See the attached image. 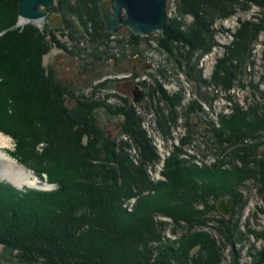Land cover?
Instances as JSON below:
<instances>
[{
	"label": "rangeland",
	"instance_id": "374dc122",
	"mask_svg": "<svg viewBox=\"0 0 264 264\" xmlns=\"http://www.w3.org/2000/svg\"><path fill=\"white\" fill-rule=\"evenodd\" d=\"M3 1L0 35L12 29L33 35L30 46L35 53L26 63L27 51L0 43V133L9 140L0 150L37 182L30 187L6 177L0 182L21 191L54 190L56 185L48 182L43 169L48 166L54 174L63 168L61 160L69 162L66 150L74 131L58 115V106L72 109L79 103H98L93 116L99 135L122 145V156L135 166L143 164L153 185L165 183L173 190L165 174L168 161L199 170L216 167L228 178L230 173L251 172L239 182H227L235 199L224 191L215 198L210 188L202 187L205 181L196 185L192 181L184 195L177 191L176 201L189 210L191 221L157 213L154 221L165 223L161 247L186 256L187 262L180 264H264V0H167L170 28L185 40L196 31L197 19H208L211 46L207 49L202 43L194 52L184 41L172 42L171 51L164 49L160 32L138 36L137 46L126 28L106 32L98 9L102 0H53L40 23H21L18 13L14 19V0ZM78 11L99 15L108 34L101 39L104 44L89 41L93 27L83 15H75ZM56 17L61 18L60 25L51 27ZM78 48L96 50L100 57L77 61ZM181 51L192 54L191 65L178 57ZM48 81L62 88L61 105L54 102L55 92L42 86ZM136 88L144 94L141 100L133 95ZM127 106L145 136V152L151 154L147 160L126 133L125 115L117 111ZM140 190L141 196L154 193L153 188ZM228 199L234 201L233 208L222 214L217 205ZM136 201L131 197L120 206L130 212ZM16 256L19 253L0 244V264H27Z\"/></svg>",
	"mask_w": 264,
	"mask_h": 264
},
{
	"label": "trees",
	"instance_id": "16d2710c",
	"mask_svg": "<svg viewBox=\"0 0 264 264\" xmlns=\"http://www.w3.org/2000/svg\"><path fill=\"white\" fill-rule=\"evenodd\" d=\"M1 1L5 3L0 0V4ZM17 4L18 0H14V19L18 13ZM80 12L75 15H83L93 27V32L88 33L89 41L104 44L101 39L108 34L103 31L99 15L96 16L98 22L95 13L79 14ZM208 27V19H197L195 21L197 32L190 31L189 39L185 40L182 35L170 28V20H167L163 31L160 32L162 35L160 46L171 51L172 42L184 41L193 52L199 50L202 43L203 45L206 43L205 47L209 49L212 36ZM3 30L0 29V32ZM197 33L205 38L198 39ZM127 34L131 43L137 46L140 37L130 32ZM31 36L33 35L14 32V29L7 30L0 35V43H6L9 47L19 45L27 51L24 55L25 62L31 63L35 53V48L30 46ZM48 51V48L43 49L41 56ZM68 53L72 54L71 51ZM74 54L77 61L97 60L100 57L96 50L94 53L81 48ZM190 54L181 51L177 55L191 65L192 54ZM39 60L40 56H38V64ZM189 71H193L192 68ZM49 81L48 84L41 85L50 92H55L56 100L55 98L53 100L60 102L61 105L59 98L63 90L59 86L55 88ZM60 107L58 106V115L64 117L70 124L69 130L74 126V131L73 134L71 133L70 150H66L69 162L61 160L63 168L54 174L49 171L48 166L43 169L48 182L56 185L55 189L21 191L9 183L0 182V244L10 252L19 253L16 257L27 264L185 263L186 256H176V252L170 246L161 247L160 231L165 223L154 221V216L161 213L172 219H179L181 215L185 222H190L191 219L187 217L190 215L189 210L176 200L180 197L179 193L186 194L185 190L190 188L192 181H196L195 185L205 181L202 187L210 188L215 198L221 196L224 191L235 199L234 189L227 184L239 182L251 175L248 170L243 176L239 172L230 173L228 178V174L219 172L216 167L199 170L168 161L169 170L165 174L173 190L165 183L153 185L145 175L143 164L135 166L127 157L122 156L124 153L122 145L99 135L93 116V111L99 107L98 103H79L72 109L65 107L60 109ZM126 109L129 111L125 109L117 111L125 115L126 133L136 142L142 158L147 160L151 154L150 151L145 152V143H143L145 136L138 130V124L132 118L135 113L131 107L128 109L127 106ZM101 148L102 151L99 150ZM41 173L39 172V175ZM216 186L220 189L215 188ZM142 188H153L155 192L150 196H141ZM131 197H136L137 201L132 210L127 212L120 205ZM178 203H180L179 207ZM188 242L192 243L187 240ZM177 252L179 254V250Z\"/></svg>",
	"mask_w": 264,
	"mask_h": 264
},
{
	"label": "water",
	"instance_id": "95a60500",
	"mask_svg": "<svg viewBox=\"0 0 264 264\" xmlns=\"http://www.w3.org/2000/svg\"><path fill=\"white\" fill-rule=\"evenodd\" d=\"M167 0H102L98 9L108 33H117L119 27L128 29L136 36H148L155 32H162L166 22ZM53 0H19L18 16L24 21L40 23L46 17L47 8L51 7ZM61 18L51 21V27L60 25ZM133 95L141 100L144 97L138 88ZM135 102L138 100L135 98ZM234 201L228 199L217 205L219 212L228 214L232 210Z\"/></svg>",
	"mask_w": 264,
	"mask_h": 264
},
{
	"label": "bare ground",
	"instance_id": "6f19581e",
	"mask_svg": "<svg viewBox=\"0 0 264 264\" xmlns=\"http://www.w3.org/2000/svg\"><path fill=\"white\" fill-rule=\"evenodd\" d=\"M23 19H21L22 23ZM210 29V28H209ZM182 49V48H181ZM251 63V62H250ZM263 96V95H262ZM253 97V96H252ZM252 107V106H251ZM118 110V109H117ZM158 114V113H157ZM224 116V115H223ZM156 120V119H155ZM136 130V129H135ZM134 131V130H133ZM135 134V133H134ZM135 136V135H134ZM187 139V138H186ZM258 140V139H257ZM248 141V140H247ZM238 142V141H237ZM9 145V140L7 137L0 133V148H5ZM204 145V144H203ZM179 152V151H178ZM240 152V151H239ZM171 153V152H170ZM146 155V154H144ZM186 155V154H185ZM234 156V154H233ZM246 156V155H245ZM148 157V156H147ZM189 157V156H188ZM179 159V158H178ZM187 159V158H186ZM233 159V158H232ZM204 160V159H203ZM263 166V165H262ZM261 166V167H262ZM258 168V166H257ZM176 169V168H175ZM260 169V168H259ZM260 173V172H259ZM258 173V174H259ZM0 177H6L12 183L23 186V185H34V179L29 177V174L24 170L23 167L17 164L13 159H11L7 154L0 150ZM254 181V180H253ZM257 182V181H256ZM123 185V184H122ZM151 189V188H150ZM155 192V191H154ZM150 195V194H149ZM138 196V195H137ZM184 197V196H183ZM131 209V208H130ZM264 216V215H263ZM263 240V239H262ZM161 242V241H160ZM156 247V246H154ZM251 253V252H250Z\"/></svg>",
	"mask_w": 264,
	"mask_h": 264
}]
</instances>
